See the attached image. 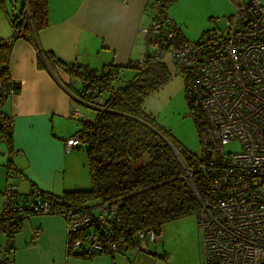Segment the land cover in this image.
Here are the masks:
<instances>
[{
	"label": "built area",
	"instance_id": "obj_1",
	"mask_svg": "<svg viewBox=\"0 0 264 264\" xmlns=\"http://www.w3.org/2000/svg\"><path fill=\"white\" fill-rule=\"evenodd\" d=\"M165 2L169 1L151 3L154 25L142 31L148 37L152 30L158 34L162 30L153 44L159 50L156 56L167 55L184 79L200 150L195 167L183 164L182 174L198 202L201 264H264V0H244L235 5L225 28H207L189 40L176 37L177 26L163 11ZM12 83L3 80L0 107L4 96L14 92ZM76 103L85 104L80 98ZM78 106H72V117L88 118ZM0 114L7 127L13 123L8 113ZM68 138L71 144L81 141L78 134ZM230 142L238 147L230 148ZM174 152L181 159L179 149ZM194 171L204 181L201 195L191 178ZM16 189V184H7L3 190L1 211L12 213L8 221L0 213V264H14L15 218L34 213H55L65 219L67 253L113 254L158 240L153 226L135 229L129 237L118 234L116 210L109 203H65L59 195L32 186V199L30 195L23 204Z\"/></svg>",
	"mask_w": 264,
	"mask_h": 264
},
{
	"label": "crops",
	"instance_id": "obj_2",
	"mask_svg": "<svg viewBox=\"0 0 264 264\" xmlns=\"http://www.w3.org/2000/svg\"><path fill=\"white\" fill-rule=\"evenodd\" d=\"M152 1L155 0H47L48 24L38 30L37 45L22 36L11 41L9 8L6 1L0 6V39L11 41L8 73L18 83L17 90L3 104L13 118V127L12 145L0 142V208L7 184H17L20 193L28 192L32 186L55 193L91 186V181L88 185L64 186L57 175L66 166L65 161L61 162L65 139L81 126L70 115L76 104L77 95L72 93L78 81L71 89V76L65 66L100 67L106 62L122 65L135 58L145 47L142 28L149 23L147 6ZM43 50L57 61L41 59L38 54ZM83 107L92 109L81 105L80 111L86 114ZM67 128L75 132L68 134ZM17 154L24 155L27 164L23 166ZM35 229L38 235L34 239ZM13 242L14 264H136L134 256L141 253L126 249L91 257L67 254L65 221L55 213L23 219Z\"/></svg>",
	"mask_w": 264,
	"mask_h": 264
},
{
	"label": "trees",
	"instance_id": "obj_3",
	"mask_svg": "<svg viewBox=\"0 0 264 264\" xmlns=\"http://www.w3.org/2000/svg\"><path fill=\"white\" fill-rule=\"evenodd\" d=\"M4 1L6 0H0V6ZM231 1L238 5L244 0ZM152 2L147 6L150 17L145 27L149 29L153 28L155 20L150 9ZM167 3L163 5V11ZM13 8L7 11L12 27L11 41L22 36L37 45L38 30L48 24L47 0H21L20 7ZM180 32L177 26L176 37L183 39ZM147 36L144 50L122 65L106 62L97 68L65 63L71 76L70 84L78 81L72 94L79 95L94 110V116L88 115L86 119H79L81 141L74 145L84 147L91 186L68 189L61 193L36 187L40 192L59 195L65 199V203L77 202L90 206L96 202L109 203V207L116 210L118 219H113L116 223L114 226L118 228L117 233L124 237H129L135 229L148 226H153L158 232L160 225L166 221L186 214L195 215L198 205L192 188L182 174L183 164L190 168L195 167L198 161L196 155L180 147L142 107L148 94L169 76L164 57H157L159 50L153 48V44L162 36V30L160 34L152 30ZM11 41L3 42L0 39V73L4 81L11 78L7 66ZM43 51L44 54H38L41 59L48 57L57 61V57ZM124 65L135 67L137 71L125 84L115 85ZM12 87L15 92L18 88L17 81L12 83ZM10 94L12 93L6 96ZM183 95L187 106L184 86ZM0 112L6 113L3 105ZM12 127L13 123L8 127L4 124V116L0 114V142L5 141L8 147L12 145ZM175 148L179 149L181 159L176 156ZM191 178L195 189L201 195L204 189L201 175L194 171ZM30 190L17 192L23 204L29 200L30 195L32 199ZM0 213L8 221L12 210H3ZM14 221L19 226L20 218H15ZM72 252L84 255L80 250Z\"/></svg>",
	"mask_w": 264,
	"mask_h": 264
},
{
	"label": "rangeland",
	"instance_id": "obj_4",
	"mask_svg": "<svg viewBox=\"0 0 264 264\" xmlns=\"http://www.w3.org/2000/svg\"><path fill=\"white\" fill-rule=\"evenodd\" d=\"M20 2L21 0H6L9 10L14 9V6L19 8ZM234 11L235 5L231 0H170L165 7L168 18L184 33L185 36L181 38H187L188 40L196 39L202 30L206 28H225L226 19ZM163 61L165 62L169 76L159 87L148 94L142 103V107L145 109V112H148L154 117L155 121L172 136L180 147L198 155L200 144L193 119L188 113L184 100L183 79L174 70L167 55H165ZM136 71L137 69L135 67L128 65L122 66L120 76L115 81V85L125 84L134 76ZM75 105L78 106L77 103ZM81 105L86 104H79V110ZM83 110L88 112L89 114H87L89 116H94L93 109L83 107ZM74 130L66 129L69 132L68 134L74 133ZM68 139L66 138L65 142L62 139L64 142V152L61 157V162L65 161L66 166L61 168L60 172H57V175L60 181L65 183L64 186L66 183L69 186L75 183L78 185H88L90 176L84 147H76L74 146L75 144L69 143ZM3 143L6 144L5 141ZM227 146L237 148L238 143L230 142ZM16 159H19L23 166L24 163L27 164L24 155L17 154ZM18 175L21 176L22 174L19 173ZM23 191L26 190L23 189ZM97 203L99 202L92 204ZM34 233L37 237L38 231L35 230ZM66 243L67 234L65 250ZM123 249L118 252H123ZM139 251L141 252L140 256H134L136 264H201L202 246L194 213L186 214L161 224L160 230L158 231V240L149 243L147 247ZM72 253L68 252V254ZM161 254H164V256H160ZM82 256L88 255L84 254Z\"/></svg>",
	"mask_w": 264,
	"mask_h": 264
},
{
	"label": "bare ground",
	"instance_id": "obj_5",
	"mask_svg": "<svg viewBox=\"0 0 264 264\" xmlns=\"http://www.w3.org/2000/svg\"><path fill=\"white\" fill-rule=\"evenodd\" d=\"M45 52H43V53H41V54H44ZM2 83H3V80H2ZM2 86V85H1ZM0 86V92H1V89H2V87ZM13 94V93H12ZM6 97L7 96H4V101H5V99H6ZM76 98H80V96L78 95ZM79 135L80 136V131H77V132H75L73 135H71L70 137H73V136H75V135ZM17 185V184H16ZM18 192V186H17V189H16V193ZM102 203H104V202H102ZM0 211H1V208H0ZM35 214H38V213H34V214H32V215H35ZM11 217V216H10ZM30 217V216H29ZM20 218V221H19V226H18V230L20 229V227H21V224H22V221H23V219H25V218H28V217H19ZM7 221V220H6ZM15 222V221H14ZM17 225H18V223H16ZM117 230H118V228H116ZM17 230V231H18ZM38 230V229H37ZM0 237H2V235H1V233H0ZM33 238H34V234H33V236H32ZM157 241V240H156ZM155 242V241H154ZM149 244V243H148ZM148 244H145L141 249H134V248H131V247H126L125 249H123V251L124 250H126V249H130V250H132V251H138V250H142L143 248H145V247H147L148 246ZM66 251V250H65ZM67 253V252H66ZM116 253H118V252H116ZM68 254V253H67ZM100 254H104V253H97V254H94V255H100ZM114 254V253H113ZM113 254H109V255H113ZM94 255H91V256H94ZM11 256H12V253H11Z\"/></svg>",
	"mask_w": 264,
	"mask_h": 264
},
{
	"label": "water",
	"instance_id": "obj_6",
	"mask_svg": "<svg viewBox=\"0 0 264 264\" xmlns=\"http://www.w3.org/2000/svg\"><path fill=\"white\" fill-rule=\"evenodd\" d=\"M1 153H3V152H1Z\"/></svg>",
	"mask_w": 264,
	"mask_h": 264
}]
</instances>
